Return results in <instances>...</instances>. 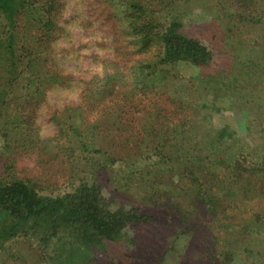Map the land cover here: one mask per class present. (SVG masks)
<instances>
[{"label":"rangeland","instance_id":"rangeland-1","mask_svg":"<svg viewBox=\"0 0 264 264\" xmlns=\"http://www.w3.org/2000/svg\"><path fill=\"white\" fill-rule=\"evenodd\" d=\"M97 1H61L66 33L44 70L67 85L26 104V131L10 147L0 141V180H30L51 194L87 178L112 211L157 219L125 230L113 247L93 248L89 264H264V227L240 235L264 217V33L255 23L264 0H138L148 22L178 19L181 32L215 53L216 65L199 70L165 64L157 45L143 49L126 33L135 21L129 0H105L90 18ZM26 92L12 91L9 114L25 106ZM248 138L261 145L253 153ZM219 146L229 151L217 154ZM43 253L20 243L16 258L5 252L0 264H55V252L48 260Z\"/></svg>","mask_w":264,"mask_h":264},{"label":"trees","instance_id":"trees-1","mask_svg":"<svg viewBox=\"0 0 264 264\" xmlns=\"http://www.w3.org/2000/svg\"><path fill=\"white\" fill-rule=\"evenodd\" d=\"M61 1L0 0V141L7 147L13 144L14 135L26 131L24 125H30L29 119L25 120V124L20 123L23 117L20 115L31 112L27 111L31 106L26 104L44 97V93L54 85H67V78L64 76L44 70V63L54 54L53 45L66 33V27L60 23L64 19L63 11L66 8ZM103 1L91 5L90 18L99 14V7L103 9ZM128 2V10L135 21L124 31L137 39L143 49L152 44L157 45V56L168 65L182 64L196 70L216 65L215 53L200 40L181 32L183 24L178 19L166 25L148 22L146 15L144 16L147 12L140 2ZM76 16L77 13L72 19ZM90 18L87 26L96 29L92 28L94 22ZM255 23L257 26L263 24L261 27L264 33V16L255 19ZM98 29L100 28L96 30ZM31 32L33 36L30 42ZM150 68L149 64L148 69ZM19 90L27 91L26 99H22L26 101L25 106L21 105L18 107L20 111L9 114L7 100L12 91ZM31 94L37 97L30 99ZM69 129L81 136V131L76 126H70ZM253 139V143L249 139L247 142L250 144H245L251 153L261 146L254 143L256 138ZM93 146H96L95 143ZM228 151L227 147L219 146L216 153L226 154ZM9 166L10 164L5 165V168L8 169ZM74 181L67 191L47 194L30 180L16 179L10 175L0 180V258L6 252L14 260L16 255L13 251L20 243H35L43 249V254L46 253L45 260L49 259L50 252H55L51 257L55 264H89L93 248L105 250L106 247H113L121 241L125 230H137L158 223L154 216L139 210L112 211L95 183L81 177ZM246 224L241 226L243 229L240 235L246 230L261 234L258 225L264 227V217L257 214L255 222ZM225 228L230 232L235 231L237 226L230 223ZM180 239L177 236L174 242ZM227 250L232 252L235 249L232 245ZM80 251H90L89 259L84 260L79 255ZM226 254L228 257L230 253ZM200 261L198 264H203Z\"/></svg>","mask_w":264,"mask_h":264}]
</instances>
